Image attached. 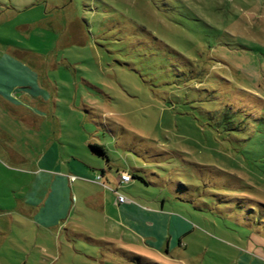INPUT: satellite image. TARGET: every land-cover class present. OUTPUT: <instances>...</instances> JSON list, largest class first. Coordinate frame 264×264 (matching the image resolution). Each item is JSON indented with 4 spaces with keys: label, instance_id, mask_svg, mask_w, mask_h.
Masks as SVG:
<instances>
[{
    "label": "rangeland",
    "instance_id": "rangeland-1",
    "mask_svg": "<svg viewBox=\"0 0 264 264\" xmlns=\"http://www.w3.org/2000/svg\"><path fill=\"white\" fill-rule=\"evenodd\" d=\"M9 59L33 74L35 96L20 95L16 115L39 129L0 105L14 144L2 146L53 169L39 159L51 145L61 159L90 157L112 194L117 172L141 169L148 185L133 180L124 199L159 196L194 228L169 253L74 240L28 264H242L246 252L264 261V0H0V61ZM11 69L0 70L2 91L26 86ZM28 168L0 153L1 204L8 191L11 206L24 196ZM8 248L0 264L24 260Z\"/></svg>",
    "mask_w": 264,
    "mask_h": 264
},
{
    "label": "crops",
    "instance_id": "crops-1",
    "mask_svg": "<svg viewBox=\"0 0 264 264\" xmlns=\"http://www.w3.org/2000/svg\"><path fill=\"white\" fill-rule=\"evenodd\" d=\"M8 64L9 67L0 61V70L6 73L12 70L11 66L18 67L26 86L20 90L13 86L8 92L0 89V105L11 111L9 114L13 118H22L29 131H36L39 123H28L22 117L23 111H18L22 116L16 115L17 106L20 105L17 98L22 94L35 96L33 82L29 83L32 77L28 75L33 74L12 59H9ZM26 109L30 115L34 114L33 108L26 106ZM2 130L0 128V153L25 166L28 164L31 177L24 196L17 200L14 198V206L7 203L9 191L4 194L6 205L0 203V249L9 245V252L24 259L17 264H28V259L35 256L38 260L52 253L61 256L65 248L74 249V240L92 245L125 244L123 247L126 248L129 243H137L166 253L171 252L173 246L187 248L183 240L194 228L175 211L166 210L164 199L152 196L141 203L125 196V202L118 204L116 196L100 184L103 178L107 179V172L101 168L98 172L95 161L90 157L83 156L82 159V155H72L68 159H61L50 152L51 145L39 159L41 161L47 157L56 164V168H48V164L33 166L23 155L2 146V143L14 145L10 136L7 137ZM139 170L133 168L131 173L142 177L138 174ZM239 260L242 264H264L263 260L248 252L242 253Z\"/></svg>",
    "mask_w": 264,
    "mask_h": 264
},
{
    "label": "trees",
    "instance_id": "trees-1",
    "mask_svg": "<svg viewBox=\"0 0 264 264\" xmlns=\"http://www.w3.org/2000/svg\"><path fill=\"white\" fill-rule=\"evenodd\" d=\"M88 148L90 150V153L96 157H99V158H103V159H106V161L108 162V159H107V155H106V152H105V149L103 146L101 145H98V144H88ZM121 172H124V171H121ZM121 172H117V177L119 176V174ZM127 172V171H126ZM128 174H130L131 176V182L133 180H138L140 183H142L143 185H147V182L145 181V179L143 177H140V176H136L134 174H132L131 172H127ZM130 183V182H129ZM128 184V183H127ZM126 184L124 185H121L120 187H115L114 190H113V193L116 195V202H117V194L118 195H121L119 193V191L125 186ZM123 196V195H122ZM118 203V202H117ZM119 204V203H118ZM99 245H103V246H111V244H99ZM165 250H167V245L165 247Z\"/></svg>",
    "mask_w": 264,
    "mask_h": 264
},
{
    "label": "built area",
    "instance_id": "built-area-1",
    "mask_svg": "<svg viewBox=\"0 0 264 264\" xmlns=\"http://www.w3.org/2000/svg\"><path fill=\"white\" fill-rule=\"evenodd\" d=\"M131 181V176L127 172H121L118 177V186L127 184ZM125 201L124 197L122 195L117 194V202L119 204L123 203Z\"/></svg>",
    "mask_w": 264,
    "mask_h": 264
}]
</instances>
